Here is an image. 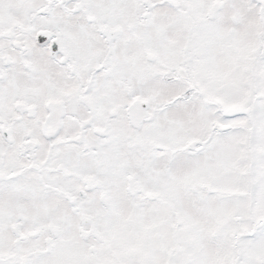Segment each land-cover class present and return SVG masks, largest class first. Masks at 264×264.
<instances>
[{"label": "snow or ice", "instance_id": "1", "mask_svg": "<svg viewBox=\"0 0 264 264\" xmlns=\"http://www.w3.org/2000/svg\"><path fill=\"white\" fill-rule=\"evenodd\" d=\"M0 264H264V0H0Z\"/></svg>", "mask_w": 264, "mask_h": 264}]
</instances>
